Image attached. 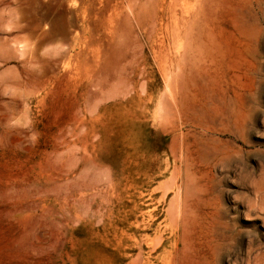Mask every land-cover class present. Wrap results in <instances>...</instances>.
<instances>
[{"label": "rangeland", "instance_id": "obj_1", "mask_svg": "<svg viewBox=\"0 0 264 264\" xmlns=\"http://www.w3.org/2000/svg\"><path fill=\"white\" fill-rule=\"evenodd\" d=\"M158 1L0 0V264H264V0L180 94Z\"/></svg>", "mask_w": 264, "mask_h": 264}, {"label": "bare ground", "instance_id": "obj_2", "mask_svg": "<svg viewBox=\"0 0 264 264\" xmlns=\"http://www.w3.org/2000/svg\"><path fill=\"white\" fill-rule=\"evenodd\" d=\"M194 1L195 2L193 4H190L189 0H169V4H168L169 6H168V10H167V12H169L168 13V18L171 19L170 23H171V26H172L171 29L168 30V35L170 36V38L172 40V43H174V45H176V47L178 45V47L176 48L177 51L181 50L182 47H183V49L180 51V53L178 51L179 54L176 51L177 55H179L178 56L179 65L177 64V67H178L179 71L177 72L176 77L173 78L174 81L172 80L173 81L172 85L175 88L176 93H179V94H180V90L184 88L183 79H184V77L186 76V73H187L185 68L186 67H189V68H195L196 67V69H197L196 71H199V73H200L201 71L206 69L207 62L210 59H214L216 57V52H217V49H215L216 48V43H215L216 41L213 38V31L207 30L208 18H209L208 16L209 15H201L200 14L201 13L200 12V8H199L200 2H198V0H194ZM158 3L161 6V8L160 9L157 8L156 13H158V12L163 13V11H164V6H163L164 1L163 0H159ZM29 4H30V2H29ZM128 5H129V3H128ZM138 8L143 9V7H139L138 5L136 6V4L133 5V6H130L131 16L134 19H136L137 15H139L138 12H140V10L138 11L137 10ZM67 9H68V7H67ZM69 11H68L69 14H72V15L74 14V13H70L72 11H70V12ZM77 11H75V13ZM84 12H85L84 10L80 12V15H82L81 16L82 18L85 17L84 16ZM66 14H67V11H66ZM24 16H25V14H24ZM62 17H63V15H62ZM62 17L60 16L61 19H62ZM64 18H65L66 23L69 22V21H67L68 19L66 20V18H67L66 16H64ZM72 18L73 17H71V19L69 18V20L72 21L73 20ZM65 21L63 20V23L60 22L62 26L65 25L64 24ZM71 21L69 23H73ZM241 22H242V24L239 25V26L244 31V27L248 28L249 24L244 19L241 20ZM30 23H31V21H30ZM26 24L30 25L28 23H26ZM212 25H214L213 21H211V26ZM20 27H21V25H20ZM254 27H256V26H254ZM53 28H51V29H53ZM58 28H59V26H58ZM58 28H56V29H58ZM61 28H62L61 29V31H62L63 27H61ZM211 30H213V29L211 28ZM55 31H56V33H53ZM58 31L60 32L59 29L58 30H54V31H50V32H52L50 34H47L46 32H49V31H46L44 33V37L46 38L45 39L46 43L49 44V42H50L49 40L47 42V39H54L55 38L54 41H56V37H57L56 35L59 34ZM66 33L68 34V31ZM63 34L66 36V34L64 32H63ZM63 34H60V35H62V37H63ZM59 39H60V37H59ZM43 42H44V39H43ZM187 42H188V44H187ZM53 43H55V42H53ZM179 48H181V49H179ZM57 51H58V53H57ZM59 51H61L60 47H55L54 50H52L50 52L51 53L50 55H55L54 53L60 54ZM213 51H215V52L213 53ZM37 53H38V51H37ZM64 53H65V51H64ZM62 54H63V52H62ZM217 54H218L219 58L222 57V53L220 51ZM43 57H45V56H43ZM51 60H52V58H51ZM53 60L55 61L56 59H53ZM44 61H46V60H44ZM55 62H58V61H55ZM44 63H47V62H44ZM70 69H71V67H70ZM73 70L74 69H72V71ZM68 71H69V69H68ZM167 80H169V79H167ZM35 84L37 85V83H35ZM170 87H171V84H170ZM201 151H202L201 152L202 157H204V158L209 157L208 156L209 155L208 154V147H206V146L201 147ZM216 155H213L212 158H215ZM172 211L174 212V210H172ZM171 216H172V213H171Z\"/></svg>", "mask_w": 264, "mask_h": 264}]
</instances>
